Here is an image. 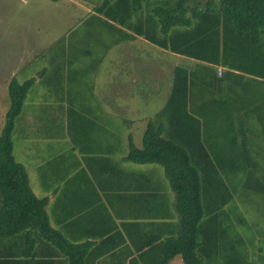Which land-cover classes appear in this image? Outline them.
<instances>
[{
	"label": "crops",
	"instance_id": "crops-1",
	"mask_svg": "<svg viewBox=\"0 0 264 264\" xmlns=\"http://www.w3.org/2000/svg\"><path fill=\"white\" fill-rule=\"evenodd\" d=\"M100 15L98 46L55 65L60 58L51 56L50 68L36 76L49 71L51 87H30L33 97L27 104L29 89L13 130L24 136L19 157L13 141L14 156L34 195L46 198L49 224L62 241L21 232L0 237V253L19 254L17 264H185L181 253L167 257L182 220L165 167L128 159L131 142L142 148L154 122L192 157L217 164L202 171L209 177L197 252L203 264L221 257L231 264L234 253L225 246L242 242L230 236L233 176L248 186L250 151L264 159V119L246 115L240 103L264 92V79L173 52ZM178 67L189 72L187 104L168 106ZM219 205L222 211L210 212ZM238 246L237 264H251ZM30 250L33 258L26 257Z\"/></svg>",
	"mask_w": 264,
	"mask_h": 264
},
{
	"label": "trees",
	"instance_id": "trees-1",
	"mask_svg": "<svg viewBox=\"0 0 264 264\" xmlns=\"http://www.w3.org/2000/svg\"><path fill=\"white\" fill-rule=\"evenodd\" d=\"M91 1L96 11L156 45L223 66L228 71H240L242 77L246 73L264 79V0ZM129 37L135 36L130 34ZM188 80V70L176 68L168 106L187 104ZM33 83L34 78L20 82L15 76L9 81L10 106L0 131V237L26 232L31 238L37 233L41 239L61 242L60 233L49 224L46 198L34 195L26 169L13 153L15 122ZM235 88L240 100L241 91ZM242 101L240 105L246 109V115L253 111L258 119H264L262 90L251 92L250 97ZM246 146L245 142L244 154ZM128 159L138 163H159L165 167L182 220L181 234L172 243L174 247L167 257L181 253L185 264H203L197 250L201 246L199 225L206 212L201 195L204 178L209 176L202 171L216 168L217 164L209 157H192L184 145L164 136L163 128L154 122H150L144 132L142 148L131 142ZM247 159L250 172L246 183L263 191L264 174L259 171L264 170V159L255 158L252 151ZM240 161L234 160V166H240ZM220 182H223L222 176ZM222 207L219 205L215 212H210L222 211ZM238 248V244L232 241L225 246L234 253L231 264L238 263L235 258ZM18 255L0 253V264H17ZM32 255L31 250L26 252V257L33 258Z\"/></svg>",
	"mask_w": 264,
	"mask_h": 264
},
{
	"label": "rangeland",
	"instance_id": "rangeland-1",
	"mask_svg": "<svg viewBox=\"0 0 264 264\" xmlns=\"http://www.w3.org/2000/svg\"><path fill=\"white\" fill-rule=\"evenodd\" d=\"M94 8L91 0H0V131L10 106L8 86L13 75L20 82L35 78L32 87L48 89L49 71H44L41 80L36 76L50 68L51 56L60 58L55 65L98 46L101 15ZM32 97L31 88L27 104ZM18 131L16 127L12 134L17 157L24 137ZM242 183L240 176L232 182L235 199L228 206L233 222L230 236L234 242L242 238L238 245H243L252 263L264 264V191ZM221 261L222 257L212 264Z\"/></svg>",
	"mask_w": 264,
	"mask_h": 264
},
{
	"label": "built area",
	"instance_id": "built-area-1",
	"mask_svg": "<svg viewBox=\"0 0 264 264\" xmlns=\"http://www.w3.org/2000/svg\"><path fill=\"white\" fill-rule=\"evenodd\" d=\"M222 72V70H219V73H221Z\"/></svg>",
	"mask_w": 264,
	"mask_h": 264
}]
</instances>
